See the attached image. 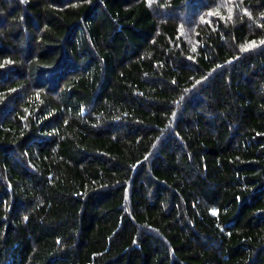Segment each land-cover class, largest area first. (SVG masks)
<instances>
[{"label":"trees","instance_id":"trees-1","mask_svg":"<svg viewBox=\"0 0 264 264\" xmlns=\"http://www.w3.org/2000/svg\"><path fill=\"white\" fill-rule=\"evenodd\" d=\"M0 264H264V0H0Z\"/></svg>","mask_w":264,"mask_h":264}]
</instances>
